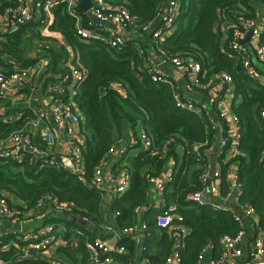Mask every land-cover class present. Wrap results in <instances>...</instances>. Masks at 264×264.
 <instances>
[{
  "label": "trees",
  "instance_id": "obj_1",
  "mask_svg": "<svg viewBox=\"0 0 264 264\" xmlns=\"http://www.w3.org/2000/svg\"><path fill=\"white\" fill-rule=\"evenodd\" d=\"M106 1L114 5H126L134 19L133 28L137 30L151 22L159 8L166 6L171 0ZM178 1L180 14L175 21L174 33L161 42L153 43L154 51L159 56H182L199 62L207 73L204 83L218 74H229L233 77L235 98L232 107L242 125L238 154L234 159L238 164L239 180L243 184L239 207L247 206L253 209L260 218L261 228L264 229V123L260 118V112L264 109V85L251 80L238 60L224 54L227 40L224 41L217 31L221 10H229V15L232 16L233 12L243 9L248 17H257L261 8H264V0ZM0 4L2 9L9 4L14 5L15 0H0ZM54 12L55 20L51 30L62 34L63 40L76 55L75 62L86 71V80L78 88L74 101L77 110L87 121V128L92 132L84 151L88 178L100 163L108 159V152L115 144V130L120 131L123 126L130 127L137 136L136 132L142 129L155 141L154 150L158 153L155 156L146 157L141 144L130 149L126 155L127 168L132 173V185L129 191L116 198L111 206L110 211L116 213V228L122 230L133 225L139 216L137 208L151 204V187L147 175L158 176L171 157L179 161L176 148L183 147L185 150L182 154L181 172L168 185L173 187V192L166 194V204L167 207L171 204L178 207L181 214V220H175L174 225L189 229V235L184 238L182 264H196L199 252L207 242L212 241L218 246L222 236H233L240 230L232 212L214 211L186 202L188 195L201 188L195 179L208 168L209 162L205 152L215 142L216 131L210 128L207 118L180 113L174 105L172 90L168 86L152 82L149 76L140 71L145 59V54L141 51L146 45L144 40H131L120 49L110 48L99 41L85 42L76 36L75 21L66 14L64 4H59ZM37 28V25H30L24 27L17 35L0 37L1 71L12 72L14 63L19 64L21 69L35 64L39 58L34 60L27 54L40 50L49 59V75L56 76L67 72L64 67L65 48L58 46L54 39L44 41ZM262 41L264 44V34ZM111 82H117L127 90L126 99L114 92H108L101 98L102 89ZM22 111L23 117L17 123L0 122V140L35 118L31 111ZM158 115H162V123L158 121ZM170 140L174 142L164 151V144ZM197 145H202L201 157L194 152V146ZM132 151L138 152V156L128 158ZM232 162L222 167L223 195H227L229 191L226 173ZM120 164H117L116 168H119ZM195 166H201V169L192 171ZM7 194L23 201L25 205L13 204L10 198L8 200ZM45 194L73 204L78 210L76 214L90 221L95 227L109 223L102 210L101 194L91 186L79 182L70 173L42 168L37 163L0 161V198L6 196L13 210H34L39 198ZM45 223L66 225L69 231L65 233L64 238L68 242L71 241V244L67 248H59L58 253L63 254L69 260L67 262L88 264L85 244L96 239L93 230L78 225L68 216L47 218ZM146 224V235L151 234V238H146L141 246L145 247L146 251L138 256L139 244L136 240L123 237L119 245L125 247L126 251L115 256V264H138L142 254L151 264L165 263L172 253L174 239L167 229L158 227L155 217H149ZM77 231H81L83 235L77 236ZM157 233L170 240V248L158 254L150 249L152 238ZM164 236L161 242H165ZM11 239L6 235L0 238V248L3 249L0 250V258L15 262L22 252L14 244L21 249L26 244L17 239L11 245ZM74 242L77 245L76 250L72 247Z\"/></svg>",
  "mask_w": 264,
  "mask_h": 264
},
{
  "label": "built area",
  "instance_id": "obj_2",
  "mask_svg": "<svg viewBox=\"0 0 264 264\" xmlns=\"http://www.w3.org/2000/svg\"><path fill=\"white\" fill-rule=\"evenodd\" d=\"M5 1L9 2V0ZM90 1L91 9L84 14L79 8L80 0H15L14 5L9 4L0 9V37L17 35L24 27L30 25H37V30L44 38L52 36L51 34L55 32L51 30L55 20L54 11L59 4H64L66 14L75 21V34L82 41H99L113 49L125 46L129 42L128 36L134 24L128 7L114 5L106 0ZM179 14V1L171 0L166 6L159 8L151 22L139 27L137 31L143 37L149 36L152 43L161 42L173 35L175 21ZM229 14H231L229 10H221L217 22V31L224 41L227 40L228 44L224 49V54L238 60L251 80L264 85V72L261 69L264 66L262 41L264 14L248 17L243 9L233 12L232 16ZM108 25L113 28L107 29ZM58 37L60 42L58 45L66 50L64 67L67 72L65 74L56 76L52 74L54 76L52 78L48 73L49 63H45V56L40 50L33 58L34 60L39 58L35 64L21 69L19 64L14 63L12 72L6 73L0 70V122L14 124L22 119L23 114L18 111L11 113L9 108L12 105L11 102L19 99L28 86L30 87L26 97L28 102H33L37 107L43 108L39 110L42 116H37L35 110L29 108L34 111L36 117L25 122L21 129L13 130L0 140V161L37 163L42 168L66 171L82 184L96 189L102 197L106 195L121 197L129 191L132 185V173L125 161L128 151L141 144L146 157L155 156L158 154L154 150L155 141L141 129L126 148L112 146L109 150L107 158L115 156L114 163H121L119 168L106 166L107 159L100 163L93 170L92 176L88 178L84 151L89 136L84 131L85 120L82 119L74 101L78 88L86 80V71L75 62L76 55L70 46L64 44L62 35L59 34ZM247 38L249 40L245 42ZM159 59V65H145L143 73L149 76L152 82L168 86L172 90L174 105L180 113L203 116L207 118L212 130L219 129L221 135L218 139V146L219 155L222 158L219 164L223 167L226 157L231 158L238 154L242 136V125L238 116L233 112V102L229 100L235 98L233 77L229 74H218L204 83L207 73L194 59L167 55L159 56ZM166 68H171L184 77L188 91L195 90L199 93H201L200 90L206 91L208 106L213 109L212 112L207 110L203 102L200 103L183 94L174 81L165 74ZM108 92H114L123 99L128 96L127 90L117 82H111L103 88L101 98ZM45 96L50 98L49 102L43 98ZM226 97L228 103L224 104ZM47 115H50L52 123L42 125V119ZM260 118L264 123V109L260 112ZM38 130L39 132L42 130L44 135V147L37 145L35 141L34 136ZM172 142L174 140L164 144V151ZM216 144L217 137L211 148ZM201 147L202 145L194 146V152L198 157H201ZM211 148L204 151L208 162ZM184 150L183 147L176 148L179 154H183ZM178 163V160L171 157L167 163L169 169L165 175H163L164 171L160 176L147 175L151 187L150 194L153 198L152 208L158 211L156 223L158 227L167 229L174 239L172 253L164 264L183 263L184 238L189 235L188 228L174 225L175 220H181L178 207L174 205L167 207L163 200L167 186L174 179ZM221 181L220 167L211 171L208 164L207 170L197 177V183L201 188L188 195L186 202L214 211L232 212L234 220L240 225V230L233 236H222L218 246L212 241L207 242L200 250L196 264H264V231L262 230L252 240L248 259L244 258V244L248 233L242 216L233 210L234 205L230 203L232 193H236L237 205L239 197L243 194V184L239 180L238 172L236 171L227 178L229 186L227 195L221 192ZM239 209L246 216H255V212L250 207L240 206ZM77 211L73 204L59 201L50 194L43 195L37 201L36 208L26 212L13 210L6 196L0 198V218L20 226L32 218H38L40 214L80 218L76 214ZM147 226L146 222L138 221L119 230L114 236V244L100 238L86 242L88 264H114L115 256L122 255L126 251L125 247L119 245L120 240L123 237H132L136 240L135 236L146 232ZM68 231L69 229L62 223H43V226L34 232H27L21 227L16 231L19 237L17 239L26 245L22 249L18 247L22 252L20 258L15 262L0 258V264H64L60 259L48 257L47 252L54 249L59 242L64 241V235ZM76 233L77 236L83 235L81 231ZM4 235L5 232L0 224V238ZM0 250L3 251L1 248ZM145 251L146 248L142 247L140 253ZM143 260L144 264H151L147 258Z\"/></svg>",
  "mask_w": 264,
  "mask_h": 264
},
{
  "label": "crops",
  "instance_id": "obj_3",
  "mask_svg": "<svg viewBox=\"0 0 264 264\" xmlns=\"http://www.w3.org/2000/svg\"><path fill=\"white\" fill-rule=\"evenodd\" d=\"M259 14L262 16L264 14V8H261V11L259 12ZM107 29H112L113 27L111 25H108L106 26ZM137 30L132 28L130 33H129V36H128V39L129 41H140V40H144L146 42V45L144 47V49L141 48V51L145 54V59L143 61V64H142V67L140 68V71L143 72L144 68H145V65H148V64H152V65H159L160 63V59H159V56L156 54V52L154 51V47H153V43L148 39L149 36H146V37H143L141 36L139 33L136 32ZM53 32V31H52ZM60 34V33H59ZM59 34L58 32H53L51 35L52 36H49V37H42L44 40L46 41H50V40H56L57 41V45L60 44V42L58 41L59 39ZM62 35V34H61ZM62 41L64 42L65 45H67L65 43V41L62 39ZM59 46V45H58ZM69 46V45H68ZM39 50H36L35 51H32L30 53H28V57H30L31 59L35 58V54H37ZM44 60H45V63L48 64L49 63V59L47 58V55H44ZM49 65V64H48ZM165 74L167 76H169L173 81L174 83L177 85V87L179 88V90L183 93V94H186L188 95L190 98L194 99L195 101H198L200 103H204L205 106L207 107V110L209 112H212V108L210 106H208V99H207V95H206V91L204 90H200L201 93L195 91V90H187L186 89V86H185V79L182 75L178 74L177 72H175L173 69L171 68H166L165 69ZM264 72V71H263ZM264 74V73H263ZM30 87H26L25 90H24V93H22L23 95H20L19 99H16V101H13L11 102V107L9 108L11 113L12 112H19L21 114H23L24 111L22 110H29L33 113L34 117L39 116L41 115L42 116V112L39 111V110H42L43 108L41 106H38L36 104H34L33 102H28V100L26 99L27 97V94H28V91H29ZM40 95V93H39ZM44 99H47V101L49 102L50 101V98L46 96L43 97ZM38 99L41 101V99L38 97ZM230 102H233L232 99H229ZM43 101V100H42ZM228 103V98L226 97L225 98V101H224V104H227ZM29 108L35 110L36 112V115L34 114V111L30 110ZM216 118V117H215ZM216 121L217 118H216ZM42 125H45V124H49V123H52V120H51V117L50 115H47L45 116L43 119H42ZM87 121L85 120V126L87 125L86 124ZM218 123V122H217ZM140 130H138L137 135L139 133ZM221 133H219V129L216 130V137H217V144L211 148V151L209 153V166H210V170L211 171H215L218 169V167H220V170L222 171V164H219V162L221 161V156L219 155V146H218V139L220 137ZM135 136V132L129 127H121L120 131L119 130H115L114 131V138H115V144L113 146H117L118 148H122V147H127L130 143V141L132 139H134ZM35 141L37 143V145L41 146V147H44L45 146V138H44V135L42 133V130H39L36 132L35 136ZM91 138V137H89ZM135 156H138V153L135 152V151H132L130 154H129V157L128 158H133ZM179 163H178V166L176 167L175 169V176L174 178L176 177V175H178L180 172H181V168H182V159H183V155L182 154H179ZM228 158L226 160V164H229L230 162L234 161L235 159V156L234 157H226ZM115 156H111L109 157V159L106 161V166H109L111 165L112 167H117V164H115ZM201 169V166H195V168H193L192 171H195L196 169ZM169 169V166L167 165L163 171V175H165L167 173ZM232 169V170H231ZM236 171H238V164L234 161L232 162L230 165H229V168H228V173H226V178H228L229 175H232L234 174ZM192 173V172H191ZM162 173L158 174L159 176L161 175ZM162 175V176H163ZM190 178V176H189ZM197 178L195 179V182ZM228 183V182H227ZM226 185V184H225ZM223 186V180L221 181V188ZM227 187V186H226ZM171 192H173V187L172 186H167V190H166V194H170ZM166 194L165 196L163 197V200L165 201L166 203ZM101 200H102V210H103V213H104V217L106 218V221H109V223H106L105 225H102V226H98V227H95L94 225H92V229H93V233L96 234V239L97 238H100V239H105L107 241H109L110 243L114 244L113 241H114V236L116 233L119 232L118 228H116L115 226V221L114 219L116 218V213H112L110 211L111 209V206L113 204V202L115 201L116 198H119V197H116L114 195H106V196H101ZM240 199V197H239ZM16 202L17 205H20V206H24L25 203L21 200L19 201H14ZM13 203V202H12ZM151 204H147L146 206H143L142 208H137V211H139V216L136 217L137 220L136 222H147L148 223V219L149 217H155L156 219V215L158 213V211H156L155 209L153 210L152 206H153V198L151 197ZM231 203V202H230ZM232 205V208L235 212L239 213L242 218H243V221H244V224H245V228H246V231L248 233V237H247V240L245 241V244H244V249H245V255H244V258L245 259H248V256H249V247L252 243V240L253 238L256 237V235L261 232L260 230L264 231L263 228H261L259 222H260V218L259 216H257L255 214V216H246L245 214H242V210L239 209V200H238V205H237V200L235 203H231ZM167 205V204H166ZM172 205V204H171ZM147 214L149 215H153V216H147ZM38 218H32L30 219L27 223H25L23 226H20L19 224H15L13 222H7V221H3L1 218H0V224L2 226V230L5 232V235L8 236V237H11L13 239V242L15 240H17V233L16 231H18L19 229H24L25 231L27 232H34L38 229H40L42 226H43V223L46 222L47 218L48 219H58L59 216H55V215H52V214H47L46 216H44L43 214H40V216H37ZM86 220V219H85ZM88 221V220H86ZM90 222V221H89ZM92 224V223H91ZM67 227V226H66ZM115 227V228H114ZM77 234V233H76ZM164 235H162L161 233H157L152 239V252L154 253H159V252H163L164 250H168L170 248V240L169 238H165L164 236V240L165 242H161L162 241V237ZM19 238V237H18ZM146 238H151V234H148L146 235V232L144 233H141L137 236H135V239L137 241V244H139V252H138V256L141 255L140 253V250H141V246H143L142 244L144 243V241L146 240ZM65 239V238H64ZM75 244L72 245V247L74 248V250L77 249V245H76V242H74ZM71 244V241L68 242L66 239L62 242H59L57 244L56 247H54V249H51L47 252V256L48 257H51V258H55V259H60L64 262V264H73L72 262H67L69 260H67L63 254L61 253H58V250L59 248H67V246ZM15 246L17 247H20L18 246L17 244H14ZM77 254V252H74ZM144 255L142 254V257L138 260V264H144ZM115 264V262H114Z\"/></svg>",
  "mask_w": 264,
  "mask_h": 264
},
{
  "label": "water",
  "instance_id": "obj_4",
  "mask_svg": "<svg viewBox=\"0 0 264 264\" xmlns=\"http://www.w3.org/2000/svg\"><path fill=\"white\" fill-rule=\"evenodd\" d=\"M80 11L84 14H86L90 9H91V1L90 0H80V5H79ZM248 38L245 42H248ZM230 202L235 203L236 202V193H232L230 197ZM74 222H76L78 225L88 228L89 230L92 229V224L89 221H86L85 219L82 218H76V217H70ZM69 219V218H68Z\"/></svg>",
  "mask_w": 264,
  "mask_h": 264
},
{
  "label": "rangeland",
  "instance_id": "obj_5",
  "mask_svg": "<svg viewBox=\"0 0 264 264\" xmlns=\"http://www.w3.org/2000/svg\"><path fill=\"white\" fill-rule=\"evenodd\" d=\"M186 23H188V22H186ZM44 41H45V40H44ZM31 47H33V46H31ZM33 48H34V47H33ZM37 49H38V48H37ZM261 69L264 71V66L261 67ZM151 113L154 115L153 111H151ZM81 115H82V113H81ZM82 119L85 120L84 115H82ZM157 119H158V121H159L160 123H162V121H164L162 115H158V116H157ZM84 131L88 134L89 137H91L92 132H91V131L87 128V126H85V125H84ZM137 153H138V152H137ZM226 160H227V158H226ZM7 198H8V200H9V198H10L11 202H13V204H15V205H16V202H14V201H19V200H17L16 198H14V197H13L12 195H10V194H9V195L7 194ZM16 237H18V235H16ZM97 239H99V238H97ZM14 242H15V241H14ZM10 243H11V245L13 244V239H11Z\"/></svg>",
  "mask_w": 264,
  "mask_h": 264
}]
</instances>
